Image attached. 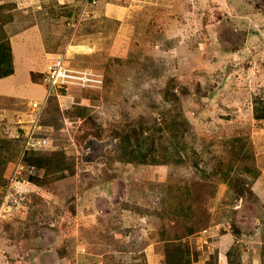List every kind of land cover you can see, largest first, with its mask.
<instances>
[{
    "label": "rangeland",
    "instance_id": "rangeland-1",
    "mask_svg": "<svg viewBox=\"0 0 264 264\" xmlns=\"http://www.w3.org/2000/svg\"><path fill=\"white\" fill-rule=\"evenodd\" d=\"M25 31L102 83L0 96V264H264V0H0V75Z\"/></svg>",
    "mask_w": 264,
    "mask_h": 264
},
{
    "label": "crops",
    "instance_id": "crops-1",
    "mask_svg": "<svg viewBox=\"0 0 264 264\" xmlns=\"http://www.w3.org/2000/svg\"><path fill=\"white\" fill-rule=\"evenodd\" d=\"M28 37H30V36H28V31L20 33L19 37H18L19 39H18V41H16V44L14 42L13 36L9 37L10 43H11V50L10 51H11V55H12V59H13L12 60L13 65L17 66V64H18L17 61H23V63H25L24 70L27 72V77L25 75L24 78L22 79V83H21V79L18 78V75L16 72L17 70H15L13 72V74L1 77L0 78V96L9 97V98H11V97L19 98V94L21 92H24V90H25V92H27L28 88L30 86L36 85V82L33 81L32 77L37 76V73L38 74L41 73L45 68V66H43L42 69H39V68L35 69V67H37L38 62L34 61V58H35V56H37L36 54L39 53V51H36V53H31L30 51H28V54H26V53H20V51L17 50V48L19 50L24 49L25 45L28 42ZM32 37L33 36H31L29 38L30 40L28 43H34ZM16 46H17V48H16ZM15 50L17 51V53H15ZM38 50H40V48ZM34 64H35V66H34ZM36 70H38V71H36ZM29 98H36V97L33 96V97H29ZM225 234L223 235V238L226 239L227 244H229L230 235L227 233H225ZM253 252L254 251L247 252V254L250 256L251 260L254 261V260H256V257H253L254 256V254H252ZM252 257H253V259H252ZM255 263H253V264H255Z\"/></svg>",
    "mask_w": 264,
    "mask_h": 264
},
{
    "label": "built area",
    "instance_id": "built-area-1",
    "mask_svg": "<svg viewBox=\"0 0 264 264\" xmlns=\"http://www.w3.org/2000/svg\"><path fill=\"white\" fill-rule=\"evenodd\" d=\"M65 54H59L50 61L49 66L46 67L44 71L40 73L42 82L45 84V95H50L55 93V89L62 88L65 83L80 84L84 86H92L97 83H102L100 75L89 76L91 74L87 70L85 71H76L75 69H66L63 67ZM64 88V87H63ZM48 92V93H47ZM44 100H38L37 102L30 103L31 109L34 113H38L43 108ZM31 132H34L35 127L37 126V121H32ZM25 149H23L24 153Z\"/></svg>",
    "mask_w": 264,
    "mask_h": 264
},
{
    "label": "trees",
    "instance_id": "trees-1",
    "mask_svg": "<svg viewBox=\"0 0 264 264\" xmlns=\"http://www.w3.org/2000/svg\"><path fill=\"white\" fill-rule=\"evenodd\" d=\"M11 63H12V57H11V53H10V56H9V68L5 69L1 73L0 78L3 77V76H7V75H9V74L12 73ZM261 102L263 103V106H262L261 110L259 111L257 108H255V115H256V117H264V100H261ZM257 110H258V112H257ZM174 255L177 257L176 251H175V254ZM178 263L179 264H182L179 260H178Z\"/></svg>",
    "mask_w": 264,
    "mask_h": 264
}]
</instances>
